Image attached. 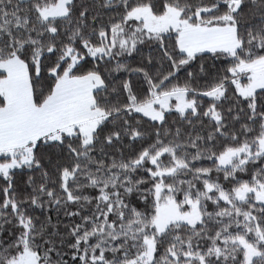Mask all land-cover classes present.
Masks as SVG:
<instances>
[{
	"label": "snow or ice",
	"instance_id": "snow-or-ice-1",
	"mask_svg": "<svg viewBox=\"0 0 264 264\" xmlns=\"http://www.w3.org/2000/svg\"><path fill=\"white\" fill-rule=\"evenodd\" d=\"M0 264H264V0H0Z\"/></svg>",
	"mask_w": 264,
	"mask_h": 264
}]
</instances>
